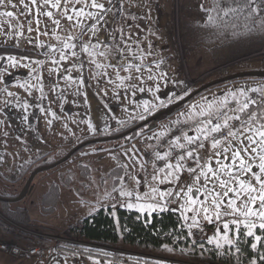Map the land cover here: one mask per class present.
<instances>
[{
  "label": "rangeland",
  "instance_id": "rangeland-1",
  "mask_svg": "<svg viewBox=\"0 0 264 264\" xmlns=\"http://www.w3.org/2000/svg\"><path fill=\"white\" fill-rule=\"evenodd\" d=\"M19 2L13 0L17 5L15 8L0 5V170L7 174L9 180L15 178L19 163L33 160L38 152L48 154L49 160L56 161L69 148L91 139L92 135L107 134L126 121L164 108L167 103L179 100L205 82L230 73L264 67V31L259 27V21L264 17L261 15L255 17L256 23L246 18L241 21L234 19L225 21L227 27L220 29L207 25L206 16L199 8L203 4L212 9L213 0H102L109 9L106 13L108 23L97 34L98 41L85 39L91 35L89 31L81 37L84 43L89 44L91 55L79 47L72 49L77 54L75 60L69 56L67 61H60V71H56L57 66L52 60H59V51L69 53L63 48L67 36L78 35L80 29H87L92 21L77 28L73 22L62 20L57 29L41 16L40 31H37L35 13L26 19ZM5 11L14 12V16L2 15ZM14 32L21 35L16 37ZM44 32L48 34L44 35ZM97 42L99 46L92 47ZM53 48L59 51L53 52ZM101 52L104 55L101 56ZM9 57H15L18 63L13 65ZM136 66L142 71L136 72ZM49 69L53 71L49 72ZM64 69L73 70L64 72ZM64 76H72L73 79L66 80ZM53 87L55 91L50 90ZM263 87L262 80H238L207 91L130 141L121 137L81 147L63 163L39 172L26 197L18 202L30 209L34 219L39 218L48 225L33 223V227L20 229L50 245H85L110 250L118 255L119 260L123 259L120 261L141 257L166 264H218L192 255L185 248L176 250L168 247L149 254L121 244L115 247L95 246L82 241L78 235L72 237L70 231L76 230V223L83 217L102 206L129 208L127 205L131 203L134 206L130 209L140 212L178 211L185 228L191 233L190 237L208 243V238L216 234L217 228H222L223 221L215 220L208 234L196 237L193 231L198 227H189L193 219H183L182 215V209L192 205L175 196L170 200H159L157 193L178 190L176 182L153 180V175L162 167H157L155 162L148 163L145 152L173 124L192 122L199 117L200 111L207 113L209 105L215 112L221 101L230 99L225 94ZM8 92L13 95L8 96ZM193 134H196L194 130L190 135ZM170 144L162 147L161 156L170 151ZM211 153L212 149L208 147L206 158ZM132 156L135 157V165L130 159ZM169 158H166L167 162L174 163ZM117 167L123 170L119 177H126L117 179L118 182L115 178L119 174L112 171ZM159 176L163 179L164 173H159ZM0 181L6 179L0 178ZM52 182L65 183V186H60V200L55 211L45 214L37 200ZM181 183L192 185L194 189L200 187L199 184L193 185L191 179H182ZM153 188L157 193L152 192ZM121 189L133 195L121 196ZM18 190L17 183L9 184L6 189L10 194ZM200 200H203L202 196ZM186 214L196 216L193 212ZM209 214L214 215V212ZM203 215L201 212L199 224L205 221ZM228 219L230 221L232 217ZM235 230L229 232L231 239ZM219 243L227 245L223 240ZM47 244L43 243L44 249ZM212 245L217 247L216 243Z\"/></svg>",
  "mask_w": 264,
  "mask_h": 264
},
{
  "label": "snow or ice",
  "instance_id": "snow-or-ice-1",
  "mask_svg": "<svg viewBox=\"0 0 264 264\" xmlns=\"http://www.w3.org/2000/svg\"><path fill=\"white\" fill-rule=\"evenodd\" d=\"M0 5L17 7L13 4V0H0ZM19 8L26 19L35 13L37 31H40L39 17L41 16L51 21L57 29L60 28L62 20L73 22V26L77 28L92 21L87 29L81 28L78 35L67 36L66 41L63 42V48L68 49L69 53L53 48V52L59 51V60H52V63L57 66L56 71H60V61H67L69 56L75 60L77 54L72 49L79 47L82 52L89 53V44L81 40V37L85 36V31L91 33L85 39L98 41L97 34L108 23L106 13L109 9L102 0H20ZM199 8L206 16L207 25L227 27L224 24L227 18L244 13H247L246 19L256 23L255 17L264 14V0H260L259 4L257 0H230V3L229 0H217L212 9L206 8L203 4L199 5ZM2 15L13 17L14 12L5 11ZM259 27L261 31H264V20L259 21ZM28 31L31 32L32 28L29 27ZM43 34L47 35L48 32ZM13 35L18 37L21 33L14 32ZM29 43L32 41L29 40ZM98 46L99 42L92 45V47ZM49 54L52 55L51 52ZM99 54L104 55L103 52ZM8 59L13 65L18 63L15 57ZM96 66L100 67V65ZM72 70L64 69V72ZM124 70L128 71V68ZM51 71L53 69H49V72ZM135 71L141 72L142 69L136 66ZM64 78L73 79L72 76H64ZM37 79L40 78L37 77ZM80 82L83 84V80ZM50 90L55 91V88ZM12 95L13 93L8 92V96ZM225 95L231 98L233 104H229L225 99L221 101L215 112L211 111V105H209L207 113L205 111L198 113V116L203 119L195 121L196 134L189 135L188 131H182L179 136L172 138L169 152H165L163 156L159 153L156 155L157 160L165 161L170 157L174 163L165 162L164 166L153 175V180H159L161 183L165 180L169 183L175 180L178 190L157 193V190L153 188L152 192L157 193L160 201L166 198L170 200L175 196L185 199L187 204L192 205L182 209L183 219L194 221L189 227H199L198 218L201 212L206 221L211 222L213 219L218 222L223 221L222 228L218 227L216 234L208 238V244L216 243L217 247H222L219 241L223 240L224 243L232 245L234 241L229 237V232L236 229L235 234L240 235L239 228L243 224L247 229L243 234L254 238L255 242L251 243V248L256 249L257 243L262 241V236L257 235L254 230L259 229L264 232V95H261L259 99L247 97L244 89ZM41 111L45 110L41 109ZM48 123L51 124L52 121L49 120ZM206 145L212 149L211 155L207 158ZM177 149L180 151L177 152ZM130 159H133V165H135V159L133 157ZM189 162L194 163L195 167L188 166ZM159 173H164L163 179L160 178ZM184 173L188 174L187 177L183 176ZM118 179L124 180L126 177H118ZM182 179H191L193 185L199 184L200 187L194 189L192 185L182 184ZM119 194L128 197L133 195L132 192L123 189ZM201 196L203 200H200ZM127 206L131 208L134 205L129 203ZM188 212H193L196 216L189 217L186 214ZM210 212H214V215H210ZM229 217H232L230 221ZM241 217L243 220L240 219ZM259 259L264 261V256H260ZM251 264H256V260H252Z\"/></svg>",
  "mask_w": 264,
  "mask_h": 264
},
{
  "label": "trees",
  "instance_id": "trees-1",
  "mask_svg": "<svg viewBox=\"0 0 264 264\" xmlns=\"http://www.w3.org/2000/svg\"><path fill=\"white\" fill-rule=\"evenodd\" d=\"M216 2L217 0H213V6H215ZM213 14L215 15V12H213ZM246 17L247 13H244L239 16L229 17L225 21L230 22L234 19L241 21L242 18ZM220 29L218 30L219 34H221ZM254 70H264V67ZM245 79L262 80L264 82V77H243L219 83L198 93L189 101L181 105L177 110L185 107L189 102L205 94L209 90ZM170 104L171 103H167L166 106ZM151 114H147L141 118H133L117 126L116 128L111 129V131L107 134L97 136L92 135L89 138L121 133L149 117ZM160 122L161 120L151 121L146 125L132 131L126 136H123V138L125 141H130L141 131H149ZM79 149L75 151L71 157H73L79 151ZM69 150L70 148L67 150V152ZM47 155L48 154L43 155L41 152H38L33 160H25L19 163L14 179L9 180L7 174L0 170V178L6 179V181H0V196L7 198L16 197L34 168L40 165L50 164L55 161L49 160ZM11 183H17L19 185V190L14 194L7 193L6 191L7 186ZM60 186L64 187L65 183L59 184L57 182H52L48 189L40 194L38 201L40 209L45 214L55 211V208L57 207L60 200ZM18 202L19 201H6L0 199V231L11 237V239L14 241L23 240L25 237L26 240L38 239L42 241V243L47 244V241L45 242V240L36 235L31 236L22 232L20 227H33V222L29 209L20 205ZM77 231L79 239L95 246L115 247L121 244L132 249H137L139 252H148L149 254L157 253L168 247L176 250L179 248H185L188 250V252H191L192 255L202 258L204 257L205 259L218 264H251L252 260H256V264H264V261L259 259L260 256H264V232L261 230H254L257 235L262 236V241L257 243L256 249L251 248V243L255 242L254 238L243 234L247 231L244 226H240V235L238 236L235 234V230L233 236L234 243L232 245L227 244L219 248L212 244L203 242L202 240H193L190 237L187 228H185L183 224L180 213L174 209H163L148 213L125 207L112 208L111 206H102L92 214L83 217L81 220V227ZM58 247L70 251H76L80 254L96 257H108L116 255L110 250H103L85 245L67 244L60 245ZM128 261L131 264H166L151 258L149 259L141 257H130Z\"/></svg>",
  "mask_w": 264,
  "mask_h": 264
},
{
  "label": "built area",
  "instance_id": "built-area-1",
  "mask_svg": "<svg viewBox=\"0 0 264 264\" xmlns=\"http://www.w3.org/2000/svg\"><path fill=\"white\" fill-rule=\"evenodd\" d=\"M260 3V0H257V4ZM261 16L264 17V14H260ZM251 90V89H250ZM248 90L246 92V96L247 97H251L254 99H259L261 95H264V87L263 88H259V89H255L256 91H250ZM240 98V97H238ZM228 103L229 104H233L231 98L228 99ZM221 111H223V109H221ZM203 119L202 117H198L197 119L193 120L192 122H177L175 124H173L170 129L161 136L160 140L149 150H147L145 152V160L148 163H154L157 165V167H163L164 163L168 161H160L157 160L156 157L154 156L157 155V152L159 153L162 149V147L164 145H167L169 143L172 142V138L174 136H179L181 134L182 131H188L189 135L192 133V131L195 129L196 127V120H201ZM179 129V131H178ZM219 138V137H218ZM207 147V145H206ZM208 148V147H207ZM180 150L177 149V152H179ZM171 159V158H169ZM188 166L191 167H195L194 163L189 162ZM187 173H184L183 176L187 177ZM184 180H188V179H184ZM214 219L209 222V221H204L202 223L199 224V227L194 229L193 233L196 237L201 238L203 236H205L206 234H208L210 232V225L214 224ZM218 223V222H216ZM76 230L74 231H70L71 232V236H75L78 235V231L79 228L81 227V222H77L76 223ZM70 236V237H71ZM0 250L7 252L13 256H19V255H30V256H40L42 254V252L44 251V245L42 243V241L38 240V239H34V240H26V238L24 237L23 240H16V241H3L0 239ZM120 260H123L120 258Z\"/></svg>",
  "mask_w": 264,
  "mask_h": 264
},
{
  "label": "water",
  "instance_id": "water-1",
  "mask_svg": "<svg viewBox=\"0 0 264 264\" xmlns=\"http://www.w3.org/2000/svg\"><path fill=\"white\" fill-rule=\"evenodd\" d=\"M243 77H264V70H244V71H239V72H234V73H230L221 77H217L213 80H210L208 82H205L203 84H201L200 86H198L197 88H194L193 90H191L190 92H188L183 98L171 103L170 105L161 108L157 111H155L153 114H151L149 117L145 118L144 120H142L141 122L137 123L136 125L132 126L131 128L115 134V135H110V136H106V137H100V138H91L88 140H85L81 143L76 144L74 147H72L64 156H62L61 158H59L58 160L50 163V164H44V165H40L37 166L36 168H34L31 173L29 174L28 178L26 179V181L24 182L20 192L18 193V195L16 197L13 198H7V197H2L0 196L1 200H6V201H19L21 199H23L25 197V195L28 192V189L34 179V177L42 171L51 169L56 167L57 165L63 163L64 161H66L67 159H69L71 157V155L77 151L79 148L90 144V143H94V142H98V141H105V140H112V139H118L121 138L123 136H126L127 134L131 133L132 131L146 125L147 123L151 122V121H157V120H161L164 117L170 115L172 112H174L175 110H177L181 105H183L185 102L189 101L192 97H194L195 95H197L198 93L206 90L207 88H210L211 86H214L216 84L219 83H223L226 81H230V80H234L237 78H243Z\"/></svg>",
  "mask_w": 264,
  "mask_h": 264
},
{
  "label": "crops",
  "instance_id": "crops-1",
  "mask_svg": "<svg viewBox=\"0 0 264 264\" xmlns=\"http://www.w3.org/2000/svg\"><path fill=\"white\" fill-rule=\"evenodd\" d=\"M135 158L134 156H132ZM116 171L119 176H121L123 170L120 167L112 169ZM121 172V173H120ZM118 177L115 178L118 182ZM38 201V200H37ZM39 203V201H38ZM40 207V205H39ZM30 211V209H29ZM30 216L32 222L35 224H40L47 226V222L40 220L39 218L34 219L32 217L31 211ZM88 216V215H87ZM0 239L3 241L11 240V237L4 234L0 231ZM0 264H131L127 261H120L117 256H108V257H96L91 255H85L77 253L76 251H70L63 248H59L57 245H50L44 249V252L40 256H30V255H21V256H12L3 251H0Z\"/></svg>",
  "mask_w": 264,
  "mask_h": 264
}]
</instances>
